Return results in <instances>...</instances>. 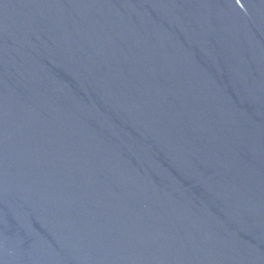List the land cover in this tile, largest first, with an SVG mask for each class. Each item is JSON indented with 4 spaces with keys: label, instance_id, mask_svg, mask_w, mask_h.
<instances>
[{
    "label": "water",
    "instance_id": "95a60500",
    "mask_svg": "<svg viewBox=\"0 0 264 264\" xmlns=\"http://www.w3.org/2000/svg\"><path fill=\"white\" fill-rule=\"evenodd\" d=\"M0 264H264V0H0Z\"/></svg>",
    "mask_w": 264,
    "mask_h": 264
}]
</instances>
